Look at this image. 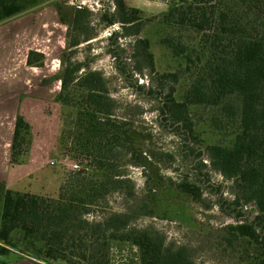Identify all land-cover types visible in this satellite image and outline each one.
I'll list each match as a JSON object with an SVG mask.
<instances>
[{"label": "trees", "instance_id": "obj_1", "mask_svg": "<svg viewBox=\"0 0 264 264\" xmlns=\"http://www.w3.org/2000/svg\"><path fill=\"white\" fill-rule=\"evenodd\" d=\"M114 2L115 10L102 13L100 20L105 25L122 24V31L113 32L110 39L116 42L120 36H138L144 11L125 0ZM37 3L0 0V23ZM57 9L61 21L76 31L90 22L87 9ZM159 16L163 25L188 30L190 36V41L171 34L161 37L160 42L179 66L177 72L163 76L175 79L183 71L196 74L182 99L170 89L160 113L189 138L195 136L191 111L209 109L210 132L217 140L207 146V155L211 167L231 181L233 193L232 199L221 196L219 205L226 204L227 213L237 220L226 226V239L231 243L245 238L264 252V0H169L168 11ZM92 37L83 32L71 39L68 31V48H77ZM130 46L132 56H140L149 68H155L149 38H137ZM117 48L124 52L120 45ZM63 55L62 68L42 84L61 81L55 97L64 124L59 153L79 160V167L66 173L56 197L19 191L0 181V264H7L16 251L48 264H113L115 243L136 246L139 264H194L189 250L169 244L161 231L131 226L135 214L149 212L142 200L124 212L93 214L109 194L131 196L135 192L134 182L115 162L118 152L128 151L139 166H144L148 157L138 144L140 133L115 115L116 101L103 74L85 69L83 62H71L67 53ZM44 60V53L29 51V66H43ZM139 64L136 69L142 71ZM31 131L29 121L19 114L11 163L26 161ZM196 154L200 157L202 151ZM201 183L213 185L208 175H202ZM178 186L202 201L203 185L186 180ZM218 186L222 189L224 185ZM244 208L256 213L253 219L244 216Z\"/></svg>", "mask_w": 264, "mask_h": 264}, {"label": "rangeland", "instance_id": "obj_2", "mask_svg": "<svg viewBox=\"0 0 264 264\" xmlns=\"http://www.w3.org/2000/svg\"><path fill=\"white\" fill-rule=\"evenodd\" d=\"M125 1L127 5L144 11V23L138 36H120L116 42L110 39V36L115 31H122V24L117 22L105 25L100 21L102 13H112L115 10L114 0H38L34 8L0 23V26L5 27L14 23L13 26L22 30L18 36L19 46L22 48L17 57L19 61L30 50L44 53L45 60L39 70L47 72L48 75L49 71L57 74L62 68L63 53L69 55L71 62H83L85 69L100 71L116 101L115 115L128 121L132 130L140 133L138 144L143 154L148 157L145 165H136L133 156L126 150L119 151L115 161L119 171L126 173L134 182V194L129 196L113 192L109 194L107 202L96 208L93 214L98 217L107 211L124 212L142 200L147 203L145 206L147 205L149 212L135 214L131 226L152 227L161 231L169 244L185 246L194 264H264V252L258 244L245 238L235 239L231 243L226 239V226L237 223V220L227 213L229 208L226 204L219 205L221 196L232 199L233 193L231 181L225 180L211 167L207 155V146L217 140L210 132L209 109L195 108L190 113L195 138H188L180 133L160 113V105L165 103L170 89H173L180 100L196 76L195 72L184 71L175 79L172 76H163L167 72H177L179 66L160 39L166 34H171L183 41H190L189 31L168 28L159 22V15L169 9V0ZM57 6L64 10L70 7L87 9L91 12L89 24L77 31L71 29L67 23L61 21ZM68 31L71 39L81 36L83 32L90 33L93 37L83 41L77 48L69 49ZM144 37L149 38L151 42L150 50L155 57L153 69L149 68L140 56H132L130 45L135 39ZM118 45L124 52L117 48ZM140 62L143 65L139 64ZM138 64L143 66L142 71L136 69ZM48 111L49 109H46L47 113ZM50 121L41 136V141H44L48 148L55 139V131L59 130L61 134L64 126L62 115L61 122L58 123L57 117H51ZM38 136L36 131H31V148L27 158L34 151L32 145L33 142L39 141ZM55 151L60 152L58 145ZM199 151H202L200 157L196 154ZM57 160L58 167L52 169H56L59 174L64 172L63 179L68 171L79 167V160L62 156L60 153ZM200 160L205 164H201ZM57 175H51V179L46 178L43 181L38 177L33 181L26 179L22 181L21 186L36 194L56 197L63 182ZM202 175L210 177L213 183L211 187L201 183ZM186 180L203 185L201 202L194 200L179 188L178 183ZM222 183L224 186L220 189L218 185ZM244 209V216L253 219L256 213L250 214ZM112 263L139 264L137 247L129 243H115L112 249Z\"/></svg>", "mask_w": 264, "mask_h": 264}, {"label": "crops", "instance_id": "obj_3", "mask_svg": "<svg viewBox=\"0 0 264 264\" xmlns=\"http://www.w3.org/2000/svg\"><path fill=\"white\" fill-rule=\"evenodd\" d=\"M13 25L14 23L7 27L0 26V181L10 188L30 192L31 190L22 188L23 180L33 181L38 177L43 181L46 178L51 179L50 176L55 174H58L57 177L60 176L61 182L63 180L64 172L59 174L56 169H52L59 164L57 160L59 152L55 151L59 142V130L55 131V139L49 148L41 141L42 131L51 123V117H57L58 123L61 122V107L55 101L61 81L53 79L42 84L43 78H49L48 76H54L56 73L49 71L48 75L47 72L40 71L39 66H29L27 64L29 52L24 54L20 61L17 59L22 49L18 37L22 30ZM46 109H49L48 113ZM19 114L29 121L32 131L39 135V141L33 142L34 151L26 159L27 162L14 164L11 163V148ZM31 184L34 186L33 182ZM7 264L48 263L16 251L10 255Z\"/></svg>", "mask_w": 264, "mask_h": 264}]
</instances>
